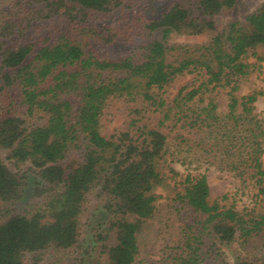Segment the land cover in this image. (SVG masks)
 Instances as JSON below:
<instances>
[{
	"label": "trees",
	"instance_id": "16d2710c",
	"mask_svg": "<svg viewBox=\"0 0 264 264\" xmlns=\"http://www.w3.org/2000/svg\"><path fill=\"white\" fill-rule=\"evenodd\" d=\"M173 2L153 18L124 25L90 24L125 6V0H11L0 5V148L15 163L28 162L43 187L30 212L0 217V264H25L30 254L55 259L79 246L80 217L90 196L102 203L96 239L99 264H136L140 235L157 213L155 188L179 175L171 208L192 213L166 241L158 264H264V117L254 113L259 92L237 96L239 84L264 61V0L244 19L228 16L235 0ZM224 17L220 23L217 17ZM62 17L72 34L52 42L10 45L35 22ZM201 37L195 42L176 38ZM129 42L109 58L91 42ZM190 81L169 98L181 78ZM264 79V78H263ZM227 89L226 110L203 94ZM196 98V99H195ZM112 101L128 106V120L102 133ZM70 153L78 159L63 163ZM170 156L186 169L177 173ZM203 168V171H197ZM231 175L253 205L237 210L210 200L206 171ZM25 175L0 158V205L23 199ZM223 247H234L229 261Z\"/></svg>",
	"mask_w": 264,
	"mask_h": 264
},
{
	"label": "rangeland",
	"instance_id": "374dc122",
	"mask_svg": "<svg viewBox=\"0 0 264 264\" xmlns=\"http://www.w3.org/2000/svg\"><path fill=\"white\" fill-rule=\"evenodd\" d=\"M11 0H0L2 8H6ZM25 5L30 6L34 0H21ZM173 2H179L185 5L196 6L194 0H125V6L116 11L102 17L99 20H93L90 24L101 28L103 25H124L136 19L138 16L144 18H153L165 11ZM262 0H235V5L228 16L236 17L243 20L248 12L253 11ZM224 17H217L216 22L220 23ZM61 34H72V24L62 17H55L50 20H42L35 22L22 36L12 37L8 43L13 46L24 43H32L34 47L41 45L43 42H52ZM176 41L195 42L202 40L201 37L176 38ZM91 48L96 53L109 57H119L127 54L130 51L129 42L124 39L116 40L109 45H102L91 42ZM264 50L259 49L260 54ZM249 63L256 62L259 68L254 70L249 77L239 84V89L236 92L237 96H241L252 91L259 92L254 105V113L259 117H264V61H256L252 56L246 59ZM191 76H185L179 79L169 90L168 97L172 98L179 87L185 82L190 81ZM196 99V98H195ZM209 99H213L220 111L226 110L228 101L227 89L216 88L212 91L203 94L200 101L201 104L206 103ZM128 106L120 101H112L105 108L101 118V129L104 135H109L117 132L122 128L128 120ZM78 154L70 153L67 155L63 163L77 158ZM0 158L3 163L13 173L25 175L26 185L24 188L23 199L9 206L0 205V217L2 215L11 214L14 212H30L42 199L43 195L36 193V189H41L39 176L31 169L28 162L15 163L6 157V150L0 148ZM167 164L174 168L179 174H185L191 169H186L176 161H173L170 156L166 155ZM78 159V158H77ZM264 167V156H263ZM197 171H203L200 168ZM155 188V193L158 195L155 201L157 213L156 217L140 235V250L136 260V264H158L160 257L163 254L166 241L173 236L178 226L183 225L185 221L192 220V213L184 214L185 218L177 217L173 208H171V198L174 194V186L180 179L179 175L170 178ZM207 182L210 191V200H217L223 205H233L237 210L249 209L253 205L252 193L248 190L238 189V182L231 175L221 173L212 168L206 171ZM102 203L93 196H90L86 204V208L80 217L81 237L79 246L75 249H70L64 252L61 256V261L65 264H99L101 255V243L96 239V231H99V223L103 221L101 213ZM225 255L229 261L234 260L236 249L234 247H223ZM60 255V252L58 253ZM57 253L46 251L39 255L38 264H42L46 259L57 258ZM33 258L30 254L25 256V264H33Z\"/></svg>",
	"mask_w": 264,
	"mask_h": 264
}]
</instances>
